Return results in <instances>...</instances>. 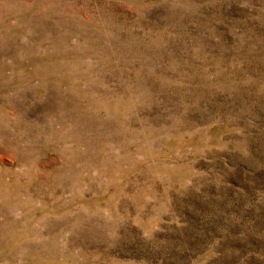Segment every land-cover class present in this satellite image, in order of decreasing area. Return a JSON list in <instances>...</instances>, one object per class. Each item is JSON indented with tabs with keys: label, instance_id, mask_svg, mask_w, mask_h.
I'll use <instances>...</instances> for the list:
<instances>
[{
	"label": "rangeland",
	"instance_id": "1",
	"mask_svg": "<svg viewBox=\"0 0 264 264\" xmlns=\"http://www.w3.org/2000/svg\"><path fill=\"white\" fill-rule=\"evenodd\" d=\"M0 264H264V0H0Z\"/></svg>",
	"mask_w": 264,
	"mask_h": 264
}]
</instances>
